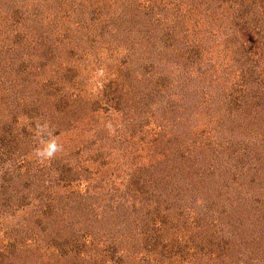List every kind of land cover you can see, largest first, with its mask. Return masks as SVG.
<instances>
[{
  "label": "rangeland",
  "instance_id": "obj_1",
  "mask_svg": "<svg viewBox=\"0 0 264 264\" xmlns=\"http://www.w3.org/2000/svg\"><path fill=\"white\" fill-rule=\"evenodd\" d=\"M0 264H264V0H0Z\"/></svg>",
  "mask_w": 264,
  "mask_h": 264
},
{
  "label": "clouds",
  "instance_id": "obj_2",
  "mask_svg": "<svg viewBox=\"0 0 264 264\" xmlns=\"http://www.w3.org/2000/svg\"><path fill=\"white\" fill-rule=\"evenodd\" d=\"M58 150V146L55 140L49 141L43 151L39 152L38 155L51 157Z\"/></svg>",
  "mask_w": 264,
  "mask_h": 264
}]
</instances>
